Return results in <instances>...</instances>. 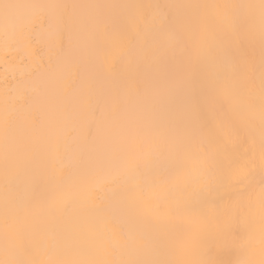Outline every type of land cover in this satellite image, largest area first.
I'll return each instance as SVG.
<instances>
[{
	"label": "snow or ice",
	"instance_id": "obj_1",
	"mask_svg": "<svg viewBox=\"0 0 264 264\" xmlns=\"http://www.w3.org/2000/svg\"><path fill=\"white\" fill-rule=\"evenodd\" d=\"M0 264H264V0H0Z\"/></svg>",
	"mask_w": 264,
	"mask_h": 264
},
{
	"label": "bare ground",
	"instance_id": "obj_2",
	"mask_svg": "<svg viewBox=\"0 0 264 264\" xmlns=\"http://www.w3.org/2000/svg\"><path fill=\"white\" fill-rule=\"evenodd\" d=\"M145 2H150V0H145ZM2 72H3V67L2 64H0V75H2Z\"/></svg>",
	"mask_w": 264,
	"mask_h": 264
}]
</instances>
